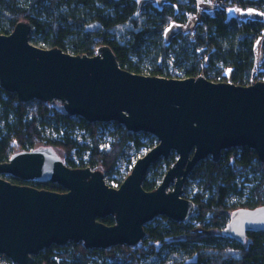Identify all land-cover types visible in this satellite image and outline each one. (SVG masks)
Wrapping results in <instances>:
<instances>
[{"label":"water","instance_id":"95a60500","mask_svg":"<svg viewBox=\"0 0 264 264\" xmlns=\"http://www.w3.org/2000/svg\"><path fill=\"white\" fill-rule=\"evenodd\" d=\"M257 3L262 0H241ZM32 26L19 23L0 35V87L20 102L54 106L88 123H118L131 134H149L158 144L139 158L118 189L104 173L71 169L51 147L14 154L0 163V255L13 264L53 246L82 243L87 250L135 247L158 217L188 223L196 207L183 197L188 175L201 162L218 163L224 151L248 148L264 162V81L249 86L203 77L168 79L122 70L109 47L93 57L30 43ZM176 155L159 187L148 192L150 168ZM51 183L65 193L12 184ZM170 187L173 190L168 191ZM114 217L107 226L99 220ZM248 233L264 234V206L232 213L223 236L245 244Z\"/></svg>","mask_w":264,"mask_h":264},{"label":"trees","instance_id":"16d2710c","mask_svg":"<svg viewBox=\"0 0 264 264\" xmlns=\"http://www.w3.org/2000/svg\"><path fill=\"white\" fill-rule=\"evenodd\" d=\"M242 8H255L264 14V0L242 2ZM139 11L141 20L136 18ZM197 13L194 0H168L162 6L147 2L143 7L139 0H0V35L12 34L19 23L25 22L33 28L34 45L89 57L100 47H109L120 68L136 75L168 79L203 76L211 82L238 86L264 81V60L260 69L255 60V45L264 38L263 21L239 22L226 10L203 13L194 33L182 31L169 43L164 41L168 27L173 23H187V14L195 16ZM128 23H132V30L126 38L112 32ZM93 24H98L99 28L88 31L86 28ZM50 124L55 126L56 139L44 137ZM100 125L102 123L70 117L61 104L51 106L42 102L36 115L30 118L26 104L0 87V163L8 162L16 153L51 147L64 153L63 161L71 169L118 173V159L129 149L130 143L137 151L143 148L150 151L158 144L152 139L145 145L139 137L114 123L109 150H100L97 139ZM77 129L89 133L90 146L79 145L74 139ZM73 151H77L80 160L88 155L89 161L77 166L70 160ZM170 158L158 162L166 163L164 170L149 176L160 165L157 163L150 168L143 181L144 190L152 192L159 187L176 162L175 155ZM3 177L16 185L66 192L57 184L24 183L10 176ZM241 178H245L244 181L240 182ZM124 180L119 181V186ZM190 181L199 188L190 199L196 207L191 218L193 223H176L161 217L162 220H153L145 227L146 237L135 247L96 251L72 242V248L53 246L44 250L32 258L31 264H139L150 257L158 264H264L263 233H248L245 244L222 234L234 211L264 206V162L257 153L248 148L224 151L218 163L207 159L192 170L184 187ZM247 184L252 187L248 189ZM99 221L107 226L115 224L114 217ZM96 254L98 257L94 260Z\"/></svg>","mask_w":264,"mask_h":264},{"label":"rangeland","instance_id":"374dc122","mask_svg":"<svg viewBox=\"0 0 264 264\" xmlns=\"http://www.w3.org/2000/svg\"><path fill=\"white\" fill-rule=\"evenodd\" d=\"M147 2H152V3H154L157 6H162L165 3H167L168 0H139V4H140L141 7H143V5L145 3H147ZM214 11H218V10H214ZM208 13H211V12H208ZM140 14H141V11H139V13L136 16V18L141 20L142 18H141ZM201 16L202 15H199L197 13L195 16H191L187 23H183V24L173 23L164 32V35H163L164 41L166 43H169L176 34L182 32V31L183 32H188V33H194L199 22H197L195 25H191V23L193 21V18H196V17L201 18ZM98 28H99L98 24H93V25L88 26L86 29L88 31H95ZM131 30H132V23H128V24H126V25H124L122 27H119V28H116V29L112 30V32L115 33L118 37L124 39V38L127 37L128 33ZM32 33H33V28H32V32L30 34V43L32 45H34V42L31 41V39L33 38ZM34 46H36L38 48H41V49H45L44 46L40 45V44L39 45H34ZM66 53L71 54L69 52H66ZM260 68H261V65L258 66V64H257V69H260ZM228 73L229 72H227L225 74V77H227V80L230 78ZM59 104L60 103L57 102L55 105L59 106ZM26 107H27L28 116L31 118V117L36 115V111H37V109L39 107V102H37V101L30 102V103L26 104ZM113 124L114 123H105V124H102V125L99 126L97 139H98V142H99V149L100 150H104V151H108L109 150L110 145L112 143V139H113L112 138V133L115 131V127H114ZM132 135H134L135 137H139L141 139V141L145 145H147L152 139H154L155 142L158 143L157 139L155 137H153L152 135H149V134L140 133V134H132ZM44 137L46 139H56L57 138V133L55 131V126L53 124H50V125H48L46 127V129L44 131ZM74 139L78 142L79 145H88V146L91 145V139H90L89 133L84 131V130H82V129H77L75 131ZM129 146H130L129 150L131 151V159H133V161H136L137 159L141 158L143 155H145L148 152L147 148H143V149L137 151L134 148L132 143H130ZM54 151L60 156V158L62 160H65V155H64V153L62 151H60L58 149H55ZM176 159H177V157H176ZM70 160H72L77 166L80 167V166H83V164H86L89 161V156L85 155L82 158V160H80V157L78 156L77 151H73L71 153V155H70ZM159 165L160 166H158L157 168L152 170V172L149 174V176L151 174L160 172V171L164 170L167 167L165 162H161ZM92 170L95 171L96 169H92ZM116 170L118 171V173H104V180H105L106 184L109 187L114 188V189H118L119 188V181H122V179L124 180V177H126L127 173L129 172L130 166L128 165V161L125 162V163H118ZM2 178H4V177H2ZM244 179L245 178H241L240 182L244 181ZM246 187L248 189H250L252 187V185L251 184H247ZM170 190H173V187H170L168 189V191H170ZM198 192H199V188H198L197 183H194L192 181L189 182V185L187 187L183 188V196L184 195L187 196V199H189V200L192 199ZM157 219L162 220L161 217H158L155 220H157ZM154 221H152L151 223H153ZM189 222L193 223L191 221V219H190ZM65 247L72 248V242H69L63 248H65ZM96 251H98V250H96ZM97 257H98V254H96L93 257V259L97 260ZM0 261H1L0 264H2L4 259H1ZM6 263L12 264V262L9 259H7V258H6ZM139 264H158V261H156L155 258L150 257V258H147L145 260H142Z\"/></svg>","mask_w":264,"mask_h":264},{"label":"crops","instance_id":"0c3cea01","mask_svg":"<svg viewBox=\"0 0 264 264\" xmlns=\"http://www.w3.org/2000/svg\"><path fill=\"white\" fill-rule=\"evenodd\" d=\"M214 9L207 3H203L199 6L198 14L202 15V13L213 12ZM230 17L236 18L239 22L247 21V20H260L264 22V14L255 8H248V9H230L227 11ZM200 21V18L196 17L193 18L191 25H195L197 22ZM263 44L264 38L260 39L255 45V60H256V67L262 65L264 60L263 55Z\"/></svg>","mask_w":264,"mask_h":264},{"label":"built area","instance_id":"2783aa9c","mask_svg":"<svg viewBox=\"0 0 264 264\" xmlns=\"http://www.w3.org/2000/svg\"><path fill=\"white\" fill-rule=\"evenodd\" d=\"M195 5L197 6V9H199V6L203 3L209 4L214 10H230V9H241L242 8V1L241 0H194ZM192 15L187 14V18L189 19ZM203 77V76H201ZM252 82L251 84H253ZM128 161V165L130 166V169L132 165L135 163L133 159H131V151L128 149L124 153L123 156H121L118 159V163H125ZM4 259L2 264H8L6 263V258L0 255V260ZM1 262V261H0ZM13 264V263H12Z\"/></svg>","mask_w":264,"mask_h":264}]
</instances>
